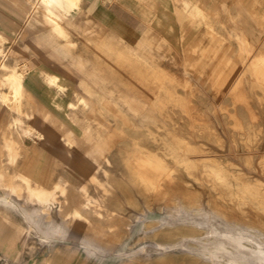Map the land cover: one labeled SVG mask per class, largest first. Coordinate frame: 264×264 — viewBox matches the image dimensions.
Instances as JSON below:
<instances>
[{
  "label": "rangeland",
  "instance_id": "374dc122",
  "mask_svg": "<svg viewBox=\"0 0 264 264\" xmlns=\"http://www.w3.org/2000/svg\"><path fill=\"white\" fill-rule=\"evenodd\" d=\"M98 3L113 12L121 28L98 8L93 14L83 0L82 8L73 12L75 25L66 39L35 11L37 0L0 4L5 37L0 39V92L11 91L2 79L13 67L25 77L22 110L0 99V166L7 182L16 164L35 183L52 187L68 180L65 192L56 191L46 207L31 198L21 178L13 180L16 191L9 199L15 207L0 210V264H6L5 258L8 264H139V259L160 252L154 250L155 241L141 239L142 225L151 216L170 221L189 213L158 210L157 204L149 210L143 204L140 211L129 208L121 214L113 204L114 177L127 180L140 174L155 184L166 177L165 170L147 161L149 152L138 146L135 130H146L166 149L183 141L170 123L187 122L195 135L188 151L194 161L229 160L264 185V131L246 132L238 113L243 108L252 123L264 118V61L256 59L264 49V0ZM45 73L58 75L63 88L49 85ZM26 99L31 100L29 107ZM214 138L223 147L211 142ZM237 143L244 147H235ZM209 146L211 150L203 149ZM4 192L0 189V198L6 202ZM259 201L246 200L244 216L264 218ZM121 215L125 231L114 239ZM2 218H17L16 224ZM18 218L39 220H30L29 233L17 227ZM210 235L220 236L218 231ZM189 240L196 243L190 250L197 252L200 238L166 245V250H187L183 245ZM256 245L259 257L264 243L258 238Z\"/></svg>",
  "mask_w": 264,
  "mask_h": 264
},
{
  "label": "bare ground",
  "instance_id": "6f19581e",
  "mask_svg": "<svg viewBox=\"0 0 264 264\" xmlns=\"http://www.w3.org/2000/svg\"><path fill=\"white\" fill-rule=\"evenodd\" d=\"M81 2L82 0H37L35 11H40L42 20L51 28V30H53V32L58 34L61 38L66 39L69 36L72 27V23L69 20L72 18L73 12L82 8ZM4 38L5 37L0 34V39ZM71 43H74V41ZM9 66L10 65L5 62L3 63L4 69H8ZM45 79L49 85L63 88L59 83L58 75L45 74ZM2 81L5 85H8L11 88V92L1 91L0 99L10 104L12 103V105L15 103L17 108L22 110V102L25 98L24 75L21 74L16 67H13L11 71L4 75ZM99 100L100 103H102L100 98ZM260 106L262 107V111H264V105ZM163 113L165 114V112ZM238 113L246 126V132L254 134L259 131H264V118L257 123L258 128H255V124L250 121L249 115L246 111H241L239 109ZM179 114L180 113H178V115ZM180 116L181 114L179 117ZM116 117H114V119ZM175 119H177V117ZM120 122L122 121L120 120L119 123ZM186 123H177L176 121L170 123L180 132L181 140L183 141L179 146L174 145L175 141L172 145L171 142L174 140L172 136L171 138L173 140L171 139V145L166 149L164 147V149H162V146L160 147L154 141L156 140L155 138L154 140L150 139L146 130H135L133 134L138 140V146H140L142 150L149 152L148 157L146 156L147 161L152 163L157 169L165 170L166 177L160 179L161 181L159 183L155 184L154 181L152 182L145 177L138 176L140 174H132L133 177L127 180L120 177H114L112 180V182L114 181L113 187L117 190V195L113 198V204L115 210L121 214L129 208L140 211L143 209V204H146L149 210L153 208V205L157 204L158 210L166 209L169 213H176L177 211H180L181 213L182 210H185L186 213H189L187 216L180 215L179 220L172 219L166 221L160 216H151L147 219L142 225V233L140 234V237L141 239L149 238L155 241L156 247H154V250H160V252L147 256L145 259H139L138 263L264 264V249H261V255L259 257L254 253V250L258 249V246L256 245L257 239H261L264 243V218H253L250 215L244 216L245 210L243 208L246 200L260 197L257 206L264 211V185L246 175L237 167V165L228 162L229 160L222 158L221 160L218 158L220 160L218 163L194 161V158H191L188 151L191 146H193L192 142L195 140V135L194 132L188 128ZM139 126L140 128H143L141 125ZM165 129L168 128L166 127ZM210 140L215 145L221 147L224 145L220 143L217 138ZM12 142L13 141L8 144L9 149L13 148ZM67 145H69L68 142ZM203 146L204 144L201 147ZM235 147L243 148L244 145L237 143L235 144ZM210 148L211 147L209 146L203 149L209 150ZM67 150L68 153L72 155L71 150L68 148ZM124 153L122 151L120 154ZM10 157L12 161L15 162L16 155L11 154ZM246 161L249 162L248 160ZM250 165L252 164L250 163ZM261 165L264 169V162H262ZM99 167H101L100 163L97 168L99 169ZM196 170L199 173H196ZM112 176L113 175L111 174V177ZM17 177L25 182L30 191L31 198L36 197V201L43 206L45 205V207L49 206L52 196L56 191L61 190L62 192H65L68 186L66 182V185L58 183L55 187L49 188L35 183L29 176L18 174ZM6 178L5 173L0 170V183L4 187H8V194L14 193L16 191L15 186L10 184L5 185ZM168 181H176V184L174 186H169L167 185ZM204 193H206V195ZM234 200H237V202ZM9 206L13 208L15 207L9 198L6 202L0 200V210L10 212L11 210ZM2 211L1 213L3 214ZM76 212L78 213V216H83L80 210H76ZM123 218H125V216L121 215L120 220ZM5 219L11 220L10 218ZM84 219L93 225L90 218ZM122 221L114 230V239L119 238L125 231V223ZM18 227L26 232L28 231V228L26 227H20L19 225ZM212 231H218L220 236L217 237L210 235ZM230 237L234 239V242L230 240ZM191 238H200L203 242L200 245L201 248L197 252L190 250V248L196 246V243L192 240L184 243L183 246L187 247V250H166V245H169L168 248H171L176 243ZM136 240H138V238H136ZM229 256L234 257L230 258ZM131 257L132 260L135 259L133 255ZM5 262L8 264L9 260L5 258ZM134 263L136 262L134 261Z\"/></svg>",
  "mask_w": 264,
  "mask_h": 264
},
{
  "label": "crops",
  "instance_id": "0c3cea01",
  "mask_svg": "<svg viewBox=\"0 0 264 264\" xmlns=\"http://www.w3.org/2000/svg\"><path fill=\"white\" fill-rule=\"evenodd\" d=\"M99 1H101V0H92V1H89V0H84V3H86V5H87V7L88 8H90L91 10H92V13L93 14H96V8H98V2ZM82 2H83V0H82ZM82 2H81V7H82ZM0 4H4V0H0ZM97 11L98 12H104V13H106V14H108L109 16H110V18L111 19H114L113 18V16H112V14H113V12H109V11H107V10H105V9H102V8H98L97 9ZM3 15H4V13L2 12V13H0V27H3ZM115 20V22L113 23L114 24V26H116V27H118L117 29L119 30L120 28H121V26H120V23L116 20V19H114ZM71 23H72V27L71 28H73L74 27V25H75V22L73 21V18H71L70 20H69ZM120 26V27H119ZM4 28V27H3ZM71 30V29H70ZM132 33H134L135 35H136V33L135 32H133V31H131ZM0 34H1V32H0ZM2 35V34H1ZM3 37H4V35H2ZM136 36H138V35H136ZM143 37V36H142ZM249 50V49H248ZM247 50V51H248ZM256 59L257 60H261V61H264V49H262L257 55H256ZM45 74H51V73H45ZM45 76V75H44ZM11 92V91H10ZM24 93H25V82H24ZM26 104L25 105H27L28 107L30 106V104H31V100L30 99H26V102H25ZM240 110L241 111H243L244 109L243 108H241L240 107ZM245 111V110H244ZM253 124H255V126H257L258 124L257 123H253ZM189 127V126H188ZM67 154L69 155V156H72V155H70V153H68V150H67ZM17 160V159H16ZM16 160H15V162H16ZM14 162V163H15ZM19 167V164L17 165H15L14 166V169H13V175L10 177V180L7 182V178H6V181H5V185H13V186H15L14 185V181L13 180H15V178H18L17 177V175L18 174H23V175H26L25 173H22L21 171H20V168H18ZM0 170H2L3 171V169H2V167L0 166ZM4 172V171H3ZM5 173V172H4ZM26 176H28V175H26ZM30 178H32L31 176H29ZM33 179V178H32ZM66 182H68V180H64V181H61V180H59V181H56L55 182V184H54V186H52V187H49V188H53V187H55L58 183H60V184H65L66 185ZM37 183V182H36ZM38 184H41V185H44V184H42V183H38ZM44 186H46V185H44ZM46 187H48V186H46ZM0 189H3V190H5V192L3 193V194H5V193H7L8 192V187H4L1 183H0ZM7 190V191H6ZM8 194V193H7ZM0 195H2V194H0ZM8 196L10 197V195L8 194ZM8 197V198H9ZM7 198V199H8ZM6 199V200H7ZM0 200H2L1 198H0ZM83 208H86L85 206H82ZM85 218H89L88 216H86ZM3 220H5V221H7L8 223L10 222V223H12V224H16V220H17V218H10L11 220H7V219H5V218H2ZM16 219V220H15ZM19 220H21V223H18V225L20 226V227H26V228H28V231L27 232H29L30 233V231H31V228H32V226L30 225V220H32V221H34V222H37L39 219L38 218H18ZM91 219V218H90ZM46 222H50V218H45L44 219ZM122 222H124V220L122 221ZM125 223V222H124ZM18 227V226H17ZM116 227V226H115ZM124 229H125V225H124ZM43 238H45V237H43ZM45 239H47V238H45Z\"/></svg>",
  "mask_w": 264,
  "mask_h": 264
}]
</instances>
